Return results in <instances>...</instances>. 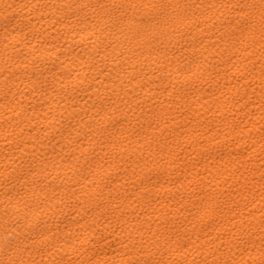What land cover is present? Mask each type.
Masks as SVG:
<instances>
[{
	"label": "bare ground",
	"instance_id": "1",
	"mask_svg": "<svg viewBox=\"0 0 264 264\" xmlns=\"http://www.w3.org/2000/svg\"><path fill=\"white\" fill-rule=\"evenodd\" d=\"M0 264H264V0H0Z\"/></svg>",
	"mask_w": 264,
	"mask_h": 264
}]
</instances>
